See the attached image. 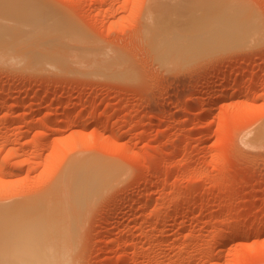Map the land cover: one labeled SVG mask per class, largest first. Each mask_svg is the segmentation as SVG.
I'll return each instance as SVG.
<instances>
[{
  "label": "rangeland",
  "instance_id": "374dc122",
  "mask_svg": "<svg viewBox=\"0 0 264 264\" xmlns=\"http://www.w3.org/2000/svg\"><path fill=\"white\" fill-rule=\"evenodd\" d=\"M189 1L0 0V212L6 209L0 214L7 218V209L21 205L25 214L28 204L35 208L29 215L39 208L30 221L41 220L45 207L60 209L58 199L64 195L66 217L62 211L61 220L60 210H51L52 215L49 210L40 223L52 217L73 228L46 229L44 222L42 229H4L7 220L1 216L0 255L10 259L0 258V264L14 260L7 247L36 246L52 255L66 250L69 264H122L123 254L124 264H264V137L256 139L264 131V0H215L218 7L230 3V11L234 5L236 11L248 9L257 21L246 24L252 30L242 24L240 33L241 23L234 20L239 24L234 31L231 17L221 19V27L207 39L221 35L223 41L229 27L242 35L219 39L226 49L217 47V38L216 45L208 41L210 48L200 44L205 49L195 48L196 38L174 35V28L185 30L183 22L194 10L195 1ZM24 10L37 13L31 17L38 22L30 15L36 22L25 20ZM158 13L166 20L159 21ZM56 17L67 22L66 37L60 35L64 26ZM168 20L178 21L165 24L172 37L162 38L168 36L163 29L156 36V23ZM214 24L210 26L216 28ZM67 27L77 31L72 38L67 39V32L73 33ZM13 30L25 37H14ZM46 37L51 45H62L50 46ZM174 40L176 46L185 43L175 48L177 54L172 52ZM49 47L54 53H47ZM224 75L234 81H222ZM220 90L227 94L216 99ZM82 159L96 161L101 169L99 182L95 178L99 184L91 176L100 196L95 198V187L88 195L96 201L89 196L82 202L87 206L74 200L73 186L64 179L66 170L73 171L74 166L68 168ZM113 166L120 172L114 169L112 175H118L101 193L106 170L110 174ZM61 185L64 194H59ZM21 208L8 221L19 222ZM29 215L20 220L29 221Z\"/></svg>",
  "mask_w": 264,
  "mask_h": 264
},
{
  "label": "bare ground",
  "instance_id": "6f19581e",
  "mask_svg": "<svg viewBox=\"0 0 264 264\" xmlns=\"http://www.w3.org/2000/svg\"><path fill=\"white\" fill-rule=\"evenodd\" d=\"M191 1H192V0H191ZM191 1H189V2H191ZM193 1H195V2H193ZM193 1H192V2L195 3V5H193V6H194V10H195V8L197 7L198 9L200 8V9H199L200 12L198 11L197 8H196V10H195L196 12H195V11L193 10V8H192V10H191V15H190L188 18H185V19H187V21H184V22H183V23L186 24V25L183 26V27H186L185 30H184V31H186V32L182 31V32H184V33H182V32L180 31V28H177V29H178L177 31H175L176 28H174V29L172 30L173 32H175L174 35H177V36H178V35H181V36H180L181 38H182V37H185V38L187 37L188 39H189V38L191 39V37H192L191 40H193V38H196V39H195L196 41L193 40V42L195 43L196 47H195V45H191V46H190V44H191L192 42H189L190 44L188 43V45L186 44L187 47L190 46V47H192V48H193V47L198 48V46H201L202 44H204L205 46H206V44H207V46H208V43H209L208 41H209V40H210V41H213V44L216 45L217 43H215V41L217 40V41L219 42V44L217 45V47L219 48V47L221 46V44H222V43H220V40H219V39H221V41H222V38H220L221 35H219L218 38H217L218 35H215V36H216L215 38H214V36H212L211 39H207V38H208V36H210L209 34H211L210 31H212L213 29H214V30H215V29L217 30V29H218V26H220V25L222 24V21L224 22V20L226 19V17H231V19H232V21H229L230 18H227V19H229V20H226V21H225V24L227 25V27H228L227 21H229L230 24L234 23L235 21H238L239 24L241 23V27H240L239 24H237L238 22H235V24H232V25H233V30H234V31H235V29H236L235 27H237V26H235V25H239V26H238V28H239L238 31H242V32H240V33H243V28H242L243 25H242V24H244L245 26H247L246 24H249V23L251 22V19L254 18L253 14L250 13V12H249V15H247V13H248L247 10H248V9L245 10V8H244V9H242L241 11H240V10L236 11L237 7H234V6H237V5H234V6L232 5L233 7H232L231 11L228 10V6H229L230 3L227 2V3H229V4H225L226 1H224L225 3L222 1L223 3H221V4L225 5V7H227V8H224V6L221 5V4H220V7H218V6H219V3H218V6H216L215 4H217V3H215V2H216L217 0H216V1H215V0H213V1H212V0H193ZM219 2H221V0H220ZM174 3H175V2H174ZM180 3H181V2H180ZM181 4H182V3H181ZM236 4H237V3H236ZM41 5H42V4H40V6H41ZM187 5H189V4H187ZM187 5H186V6H187ZM197 5H199V6H197ZM33 6H34V5H33ZM35 6H36V5H35ZM44 6H45V5H44ZM44 6H43V7H44ZM175 6H176V5H175ZM193 6H192V7H193ZM230 6H231V5H230ZM230 6H229V7H230ZM26 7H27V6H26ZM45 7H46V6H45ZM184 7H185V6H184ZM22 8H23V7H22ZM24 8H25V7H24ZM28 8L31 9V7H27V9H28ZM34 8H35V7H34ZM41 8H42V7H41ZM47 8H48V7H47ZM180 8H181V7H180ZM180 8H179V10H180ZM230 8H231V7H230ZM233 8H236V9H233ZM241 8H242V7H241ZM241 8H240V9H241ZM48 9H49V8H48ZM48 9H47V10H48ZM201 9H202V10H201ZM238 9H239V8H238ZM54 10H56V9H54ZM173 10H174V9H173ZM24 11H25V10H24ZM33 11H34V10H33ZM157 11H158V10H157ZM197 11H198V13H197ZM227 11H228V12H227ZM26 12H27V10L25 11V15H26V16L23 15L24 17H27V15H28V13H26ZM28 12H29V11H28ZM36 12H37V9H36ZM42 12H43V11H42ZM46 12H49V11H46ZM51 12H52L51 15H53V11H51ZM57 12H58V11H57ZM177 12H178V11L176 10L175 13H177ZM185 12H186V11H185ZM188 12H190V11H188ZM31 13H32V12H31ZM39 13H40V12H39ZM58 13H59V12H58ZM58 13H57V16H59ZM186 13H187V12H186ZM32 14H33V15H36V17H37V13L34 14V12H33ZM32 14H31V15H32ZM44 14H45V13H44ZM47 14H48V13H47ZM47 14H46V15H47ZM55 14H56V13H55ZM55 14H54V17H55ZM59 14H60V13H59ZM161 14H163V13H161ZM178 14H179V13H178ZM29 15H30V14H29ZM29 15H28V16H29ZM31 15H30V17H31ZM40 15H41V14H40ZM51 15H50V17H51ZM170 15H171V14H170ZM175 15H176V14H175ZM20 16H22V14H21ZM44 16H45V15H44ZM63 16H66V15L63 14ZM158 16L160 17L159 13H158ZM168 16H169V15H168ZM168 16H167V17H168ZM187 16H188V15H187ZM32 17L35 18V19H37L35 16H32ZM32 17H31V18H32ZM39 17H40V16H39ZM39 17H38V18H39ZM48 17H49V16H48ZM59 17H60V16H59ZM154 17H155V16H154ZM169 17H170V16H169ZM184 17H186V15H184ZM31 18H28V17H27V18H24V19L26 20V19H31ZM56 18H57V17H56ZM56 18H54V19H56ZM160 18H161V19L158 18L159 21H162V20H164V19L166 20V18H164V19H163L162 17H160ZM171 18H174V17H171ZM176 18H177V17H176ZM223 18H224V19H223ZM20 19L23 21L22 17H21ZM39 19H40V18H39ZM43 19H44V17H43ZM49 19H50V18H49ZM52 19H53V18H52ZM58 19H59V18H57V20H58ZM207 19H208V20H207ZM221 19H223V20L221 21ZM255 19H256V18H254V20H255ZM14 20H16V19H14ZM14 20H13V21H14ZM17 20H18V18H17ZM31 20H33V19H31ZM31 20H28V21H26V22H29V21H31ZM41 20H42V19H41ZM45 20H46V19H45ZM50 20H51V19H50ZM59 20H60V19H59ZM59 20H58V21H59ZM62 20H64L63 17H62L61 21H62ZM68 20H69V19H68ZM68 20H67V21H68ZM170 20H171V19H170ZM170 20L167 21L168 24H167V22H164V23H163V22H160L161 24H163V25H160V26H158L160 23H158V24L156 23V26L154 27V30H157V29H158V30H157L158 32L156 33V36L160 35L159 33H163L164 30H165V33H167V34H168V32H172V31H169V29L166 31V29L168 28V26L171 27V25L177 23L178 21H174L175 23H174V22L171 23ZM172 20H173V19H172ZM234 20H235V21H234ZM18 21H19V20H18ZM34 21H35V20H33L32 22H34ZM64 21H65V20H64ZM64 21H62V22H64ZM69 21H70V20H69ZM159 21H157V22H159ZM169 21H170V22H169ZM181 21H182V20H181ZM181 21H180L179 23H182ZM248 21H249V23H248ZM255 21H256V20H255ZM35 22H36V21H35ZM37 22H38V19H37ZM40 22H41V21H40ZM51 22L54 23L53 20H52ZM62 22H61V23H62ZM65 22H66V21H65ZM210 22H211V23H210ZM218 22H220L221 24H219ZM256 22H257V21H256ZM41 23H42V22H41ZM43 23H45V22H43ZM46 23H49V22H46ZM55 23L57 24V21H56ZM58 23L61 25V28H63L62 26H64V25L67 24V22H66L65 24H63V23L61 24L60 21H59ZM179 23H178V25L181 26ZM214 23H217V24H214ZM253 23H254V22H253ZM29 24H30V26H32L31 24H34V23H30V22H29ZM29 24H28V28L30 27ZM39 24H40V23H39ZM59 24H58V26H59ZM151 24H153V23L151 22ZM151 24H150V26H151ZM165 24L168 25V26H166ZM211 24H214V26H215L216 28L211 27V26H210ZM225 24H224L223 26H225ZM230 24H229V25H230ZM15 25H16V24H15ZM26 25H27V24H26ZM40 25H42V24H40ZM40 25H39V26H40ZM50 25H51V24H50ZM50 25H48V26H50ZM53 25H54V27H55V24H53ZM69 25H70V24H68L67 26H69ZM17 26H18V25H17ZM17 26H16V27H17ZM24 26H25V24H24ZM42 26H43V25H42ZM153 26H154V24H153ZM162 26H164V27H163V28H160V27H162ZM165 26H166V27H165ZM175 26H176V24H175ZM179 26H178V27H179ZM230 26H231V25H230ZM245 26H244V27H245ZM7 27H8V25H7ZM19 27H20V26H19ZM19 27H18V28H19ZM32 27H33V26H32ZM36 27H37V26H36ZM36 27H35V29H36ZM69 27L71 28V25H70ZM170 27H169V28H170ZM183 27H182V28H183ZM220 27H221V26H220ZM220 27H219V28H220ZM231 27H232V26H231ZM247 27H248L249 29L251 28V27H249V26H247ZM21 28H22V25H21ZM21 28H20V29H21ZM23 28H24V27H23ZM44 28H47V27H45V25H44ZM50 28H51V27H50ZM50 28H49V30L51 31ZM52 28H53V27H52ZM56 28H57V27H56ZM58 28H60V27H58ZM70 28L67 27L68 30H69ZM73 28H74V27H73ZM73 28H72V29H73ZM165 28H166V29H165ZM223 28H225V27H223ZM229 28H230V27H229ZM229 28H228V30H224V31H226V32H227V31H229V32L227 33L228 35H227L226 37L224 36L225 38L222 36V37L224 38L222 42H225V41H226L228 38H230L231 36L233 37L234 35H237L238 32H234V33H233V30L230 32ZM234 28H235V29H234ZM238 28H237V29H238ZM245 28H246V27H245ZM245 28H244V29H245ZM253 28H254V27H252L251 30H252ZM26 29H27V28H26ZM40 29H42V28H40ZM53 29H54V28H53ZM65 29H66L65 26H64V29H62L61 31L58 29V31L61 32L60 35L62 34V36H63V35L66 34L65 32L62 33L63 30L66 31ZM72 29H70V30H72ZM161 29H163L162 32L160 31ZM170 29H171V28H170ZM237 29H236V30H237ZM27 30H30V29H27ZM27 30H26V31H27ZM31 30H32V29H31ZM31 30H30V32H31ZM46 30H47V29H46ZM56 30H57V29H56ZM56 30H55V32H54V31H52V32L58 34V31H56ZM68 30H67V31H68ZM214 30H213V31H214ZM21 31H22V30H21ZM38 31H39V30H38ZM38 31H36V32H38ZM41 31H42V30H41ZM41 31H40V32H41ZM44 31H45V30H44ZM72 31H73L72 34L70 33L71 31H70V32H67V35L69 34V35L67 36V39H68L69 36H70L69 38H72L73 36L76 35L77 31H76L75 29L72 30ZM213 31H212V34L214 33ZM219 31H220V30H219ZM245 31H247V33H244V35H247V34H249L248 31H250V30H247V29H246V30H244V32H245ZM0 32H1V31H0ZM8 32H9V31H8ZM13 32H14V34H13L14 37H16V36H19V37H20L21 34H20V35H15V31H14V30H13ZM22 32H25V30L22 31ZM30 32H28L27 34H29ZM32 32H33V31H32ZM40 32H39V33H40ZM155 32H156V31H155ZM222 32H223V31H222ZM222 32H221V34H222ZM252 32H253V31H252ZM252 32H250V33H252ZM9 33H10V32H9ZM9 33L6 32V34H9ZM16 33H17V32H16ZM18 33H21V32H18ZM39 33H37V35H38ZM41 33H42V32H41ZM46 33H49V31L46 32ZM54 33H53V34H54ZM74 33H75V35H74ZM223 33H224V32H223ZM230 33H233V34L230 35ZM235 33H236V34H235ZM27 34H26V35H27ZM30 34H31V33H30ZM33 34H34V33H33ZM43 34L45 35V33H43ZM51 34H52V33H51ZM170 34H171V33H170ZM184 34H185V35L187 34L188 36H187V35L185 36ZM206 34H207V35H206ZM212 34H211V35H212ZM238 34H239V33H238ZM3 35H4V33H3ZM13 35H11V36H10V35H7V36H9V37L12 38ZM31 35H32V34H31ZM31 35H27V36L30 37ZM34 35L36 36V34H34ZM72 35H73V36H72ZM183 35H184V36H183ZM204 35H205V36H204ZM213 35H214V34H213ZM225 35H226V33H225ZM229 35H230V36H229ZM254 35H255V34H254ZM7 36H6V38H7ZM23 36L25 37V35H23ZM45 36H46V35H45ZM62 36H60V37H62ZM71 36H72V37H71ZM189 36H190V37H189ZM238 36L241 37L242 35L240 36V34H239V35H237V37H238ZM252 36H253V35H252ZM19 37H18V38H19ZM21 37H22V36H21ZM21 37H20V38H21ZM24 37H22V38H24ZM28 37H27V40H28ZM36 37H37V36H36ZM39 37H41V36H39ZM43 37H44V36H43ZM43 37H42V38H43ZM63 37H64V36H63ZM65 37H66V35H65ZM161 37H162V34H161ZM161 37H160V38L157 37V38H159V40H160V39H162V38H164V37H165V38H167V37H168V38H169V37L171 38L172 36H170V35L168 34V36H164V35H163V37H162V38H161ZM178 37H179V36H178ZM202 37H203V38H202ZM205 37H206V39H205ZM227 37H228V38H227ZM235 37H236V36H235ZM20 38H19V39H20ZM33 38H35V37H33ZM37 38H38V37H37ZM55 38H56V37H55ZM55 38H52V36H51V40H53V39H55ZM187 38H186V39H187ZM209 38H210V37H209ZM213 38H214V39H213ZM216 38H217V39H216ZM226 38H227V39H226ZM253 38H255V37H253ZM253 38H252V39H253ZM9 39H10V38H9ZM12 39H13V38H12ZM31 39H32V38H31ZM45 39H46V40H45ZM47 39H48L49 42H50V38H47V37L44 38L43 41L45 40V41L47 42ZM56 39H57V38H56ZM56 39H55V40H56ZM64 39H65V38L61 39V41H64ZM155 39H156V38H155ZM177 39H178L179 42H178L177 40H176V41H177L179 44H181L182 41L184 42V39H181V40H179V38H177ZM198 39H199V40H198ZM201 39H202V40L205 39V40L202 41ZM215 39H216V40H215ZM256 39H257V38H256ZM24 40H25V39H24ZM24 40H23V41H24ZM156 40H158V39H156ZM166 40H167V39H166ZM191 40H189V41H191ZM214 40H215V41H214ZM224 40H225V41H224ZM254 40H255V39H254ZM30 41H31V40H30ZM33 41H34V40H32V42H33ZM38 41H39V40H38ZM53 41H54V40H53ZM53 41H51V42L53 43ZM57 41H58V40H57ZM168 41L171 43L172 40H171V41L168 40ZM168 41H167V43H168ZM176 41L174 40V43H175ZM197 41H198V43H199L198 45H197ZM204 41H205V42H204ZM36 42H37V40H36ZM46 42L43 44V46H44V45L46 46ZM51 42H50V46H53V45H55V46H60V45H62L61 43H57V42H56V43H57L58 45H56V44H52V45H51ZM201 42H202V43H201ZM20 43H21V41H20ZM37 43H38V42H37ZM37 43H35V44H37ZM39 43H40V42H39ZM42 43H43V42H42ZM172 43H173V42H172ZM172 43H171V44H168L167 46L170 47V46L172 45ZM194 43H193V44H194ZM256 43H257V42H256ZM48 44H49V43H48ZM59 44H60V45H59ZM184 44H185V43H184ZM184 44H182V45H184ZM200 44H201V45H200ZM209 44H212V43H209ZM26 45H27V44H26ZM164 45H166V42H165ZM169 45H170V46H169ZM173 45L176 46V43L173 44ZM182 45H177V46H178V49H182V48L185 47V46H182ZM222 45H223V44H222ZM18 46H19V45H18ZM22 46H24V45H20V48H21ZM27 46H28V45H27ZM34 46H35V45H34ZM40 46H41V44H40ZM55 46H54V48H56ZM175 46H174V48H173V47H171V48H173V50H174V51L172 50V52H175V53H176V52H178V51H177L178 49H177V46H176V47H175ZM180 46H181V47H180ZM205 46H204V47H205ZM211 46H212V45H211ZM224 46H225V49H226V45H223V46H221V47H224ZM11 47H12V46H11ZM11 47H10V48H11ZM25 47H26V46H25ZM25 47H24V49H25ZM29 47H30V46H29ZM29 47H27V49H28ZM32 47H33V45H32ZM32 47H31V48H32ZM63 47H64V46H63ZM168 47H167V48H168ZM179 47H180V48H179ZM202 47H203V46H201V47H199V48H202ZM204 47H203V48H204ZM212 47H213V46H212ZM2 48H3V47H2ZM15 48L19 49L18 47H15ZM34 48H35V47H34ZM34 48H33V49H34ZM44 48H47V47H43V49H44ZM165 48H166V47H165ZM175 48H176L177 50H176ZM208 48H210V45L208 46ZM227 48H228V47H227ZM8 49H9V48H8ZM8 49H7V50H8ZM22 49H23V48H22ZM22 49H21V50H22ZM48 49L50 50V47H49ZM52 49H53V48H52ZM62 49H63V48L61 47V50H62ZM205 49H206V47H205ZM220 49H222V48H220ZM0 50H2V49L0 48ZM38 50H42V46H41V49L39 48V49H37V51H38ZM44 50H45V49H44ZM46 50H47V49H46ZM59 50H60V49H59ZM65 50H66V49H65V47H64V50H63L64 53H65ZM187 50H188V48H187ZM187 50H186V52L188 53ZM191 50H192V49H191ZM223 50H224V48H223ZM16 51H17V50H16ZM19 51H20V49H19ZM25 51H26V53H27L28 50L25 49ZM30 51H31V49L29 50V52H30ZM34 51H35V50H34ZM13 52H14V51H13ZM17 52H18V51H17ZM22 52H24V51H22ZM40 52H41V51H40ZM43 52H44V51H43ZM49 52H51V50L48 51L47 53L49 54ZM60 52H61V51H60ZM179 52H181V51L179 50ZM186 52L183 51V53H186ZM189 52H190V50H189ZM9 53H10V52H9ZM19 53L21 54V52H19ZM30 53H31V52H30ZM38 53H39V51H38ZM51 53H54V52H51ZM175 53H174V54H175ZM24 54H25V53H23L22 55H24ZM27 54H28V53H27ZM27 54H25V58H26ZM61 54H62V53H61ZM61 54H60V55H61ZM70 54H72V53L70 52ZM172 54H173V53H172ZM176 54H177V53H176ZM176 54H175V55H176ZM181 54H182V53H181ZM28 55L30 56V55H33V54H28ZM51 55H53V54H51ZM179 55H180V53H179ZM47 56H48V55H47ZM49 56H50V55H49ZM53 56H54V55H53ZM57 56H58V55H57ZM57 56H56V57H57ZM61 56H63V55H61ZM61 56H60V57H61ZM170 56H171V54H170ZM182 56H183V55H182ZM184 56H185V55H184ZM30 57H31V56H30ZM45 57H46V56H45ZM64 57H65V56H64ZM11 58H13V57H11ZM11 58H10V59H11ZM27 58H28V57H27ZM27 58L25 59V64H26V62L28 63V62L30 61V60H29V61H26V60L29 59V58H28V59H27ZM62 58H63V57H62ZM172 58H174V57H172ZM172 58H170V59H172ZM180 58H181V55H180ZM31 59H32V58H31ZM49 59L51 60V57H49L48 59L46 58V59L42 60V62H43V61H46V60L48 61ZM52 60H53V59H52ZM55 60H56V59L54 58L53 61H55ZM20 61H21V58H20ZM23 61H24V60H23ZM34 61H35V60H34ZM34 61L31 60V62H34ZM61 61H63V60H61ZM61 61H60V60H59V61L57 60V62H61ZM40 62H41V61H39V63H40ZM28 64H29V63H28ZM30 64H31V63H30ZM58 64H59V63H58ZM60 64H62V62H61ZM60 64H59V65H60ZM33 66H35V65L33 64ZM36 66H37V65H36ZM63 67H64V66H63ZM57 69H58V68H57ZM57 69H56V70H57ZM220 79H221L222 81H226V80H227V81H228V80L231 81V80H232L230 77H227V76H225V75L222 76ZM234 79H235V78H234ZM232 81H234V80H232ZM30 89H32V88H30ZM51 90H52V89H50V91H51ZM45 92H47L48 95H49V89H48V91L46 90ZM226 94H227V93H226L225 90H220V91H218V92L216 93L215 98H216V99H218V98L220 99V97H223V96H225ZM194 101H195V100H194ZM190 102H191V101H190ZM39 105H40V104H39ZM40 106H41V105H40ZM211 110H212V109H211ZM209 111H210V110H209ZM262 135H263V136H262ZM259 137H260V139H261V138L263 139V137H264V131H263V130L259 131L258 136L256 137V139H258ZM248 139H249V138H248ZM262 139H261V140H262ZM258 140H259V139H258ZM261 140H260V141H261ZM263 140H264V139H263ZM263 140H262V141H263ZM246 141H247V140H246ZM250 141H252V140H250ZM253 141H255V140L253 139ZM253 141H252V142H253ZM244 142H245V141H244ZM248 142H249V141H248ZM255 142H256V141H255ZM250 144H251V143H250ZM83 160H84V162H82V164H80L81 161L78 160V161H80V162L76 161L78 164L74 163V165L70 166L68 169H71V168L74 166V168H72L73 171L70 172V170H66V171H68V172H67L66 175H64V176H65L64 179H65V180L68 179V181H69V182L71 183V185L73 186V191H74V196H73V197H74V200H75L78 204H83V205L85 204V205H86L87 201H88L92 196L94 197V195L90 196V195H88V194H89V193H92V191L96 192V188H95V187H97V185L95 186V184H96V183L99 184L98 182H99V180H100V179L98 180V179L96 178V176L98 177L97 173H98V171L101 170V169H100V166H99L98 164H97V165L95 164L96 161H94V162L92 163V162H91L92 160L86 159V161H85V159H82V161H83ZM87 160H89V163H88ZM90 162H91V163H90ZM98 162H99V161H98ZM85 163H86V164H89V165H88L87 167H86V166H83V165H86ZM100 163H101V162H100ZM79 164H80V165H79ZM90 164H91V168H90ZM94 164H95V169L93 168V170H90V169H92V167L94 166ZM103 164H105V163H103ZM92 165H93V166H92ZM100 165H101V164H100ZM75 166H76V167H75ZM77 166H78V167H77ZM98 166H99V167H98ZM104 166L106 167L107 164H105ZM104 166H103V167H104ZM103 167H102V169L104 170L103 172H105V169H104L105 167H104V168H103ZM108 167L110 168V167H112V166H109V165H108ZM115 168H116L115 166H113V168H111V169H113V171H112L113 173H112V172L110 173L111 175H110L109 172H107V170H106V175H107V173H108V175L110 176V179H109V176H108V179H107V177H106V175H105V177H106V179H107L108 181H107V184H106V182H105V184H106V185H105L106 188H105V187H102V188H105V190L102 189V190H101V193H102V191H103V192L106 191V189L108 188L109 183L111 182L110 180H112V178H114L115 175H116V176L118 175V174H117V171H116V174H115L114 176L112 175V174H114V172H115V171H114ZM98 169H99V170H98ZM106 169H108V168H106ZM115 170H118V171H119V169H117V168H116ZM109 171H110V170H109ZM103 172L101 171L100 173H103ZM119 172H120V171H119ZM64 174H65V173H64ZM91 174H92V175H91ZM103 174H105V173H103ZM64 176H63V177H64ZM91 176L93 177L92 179L94 180L93 183H95V181H96L95 184H93V183L91 182V180H92V179H91ZM111 176H113V177H111ZM63 177H62V178H63ZM101 177H102V176H101ZM62 178H61V179H62ZM95 178L98 180V182H97V180H96ZM99 178H100V177H99ZM103 178H104V177H103ZM64 179H62V181H63ZM69 179H70V180H69ZM104 179H105V178H104ZM106 179H105V181H106ZM93 180H92V181H93ZM60 181H61V180H60ZM62 181H61V183H62ZM68 181L66 180L65 182H68ZM63 182H64V181H63ZM101 182H102V181H101ZM108 182H109V183H108ZM62 184L64 185V183H62ZM68 184H69V183H68ZM102 184H104V182H103ZM57 185H58V184H57ZM57 185H56V186H57ZM149 185H150V184H149ZM67 186H68V185H67ZM69 186H70V185H69ZM98 186H99V185H98ZM101 186H102V185H100V188H101ZM61 187H62V185L60 186V188H61ZM64 187H65V185H64ZM58 188H59V187H58ZM97 188H98V187H97ZM64 189H65V188H64ZM71 189H72V187H71ZM69 190H70V189H69ZM73 191L70 190L69 192H73ZM97 191H98V192H96V194H95V198H97V197H96L97 194H99V196H100V193H99V192H100V189L98 188ZM57 194H58V193H57ZM59 194H64V193H62V188H61V192H60ZM71 195H72V194H71ZM47 196H48V195H47ZM89 196H90V198H89ZM48 197H49V196H48ZM63 197H64V195H63V196L61 195V198H63ZM70 197H71V196H70ZM56 198L58 199L59 197H56ZM61 198L58 199V200H60V202H58V203H60V205H59V206H58V204H55V205H57L58 208H60V209H58V210H60V214H61V212L63 211V214H65V217H66V214H67V213H66V212L64 213V211H65L64 208H65V207H61V206H62L61 204H63V201H61ZM65 198H66V196H65ZM88 198H89V199H88ZM71 199H72V198H71ZM93 199H94V198H93ZM47 200H48V198H47ZM47 200H45V201H47ZM50 200H52V199H50ZM58 200H57V201H58ZM62 200H63V199H62ZM69 200H70V199H69ZM69 200H68V201H69ZM48 201H49V200H48ZM64 201H65V200H64ZM84 201H85L86 203H82V202H84ZM92 201L95 202L96 200L94 201V200H92V198H91V202H92ZM50 202H51L50 205L54 204L52 201H50ZM61 202H62V203H61ZM91 202H88V206L94 204V203L90 204ZM55 203H57V202H55ZM74 203H75V202H74ZM72 204H73V203H72ZM41 205H42V204H41ZM47 205H48V204H47ZM63 205L65 206V204H63ZM75 205H76V204H75ZM27 206H28V204H27ZM27 206L25 207V205H24L25 214H24V212H23V208H21V207H23V205H21V207L19 206V208H21L20 211L22 210V213L20 212L21 214H19L20 217H23L22 215H24V217H25V216H28V215L30 214V212L33 211V210L35 209V208H34V209H33V208H29V209H33V210H29V209L27 208ZM32 206H34V205H32ZM81 206H82V205H81ZM86 206H87V205H86ZM29 207H30V206H29ZM34 207H35V206H34ZM38 207H39V206H38ZM40 207L42 208L43 206H40ZM47 207L51 208L52 211H56V210H57L56 207L53 206V205H52V206H47ZM54 207H55V210H54ZM74 207H75L74 210H76V206H74ZM79 207H80V205H79ZM83 207L86 208V209L88 208V207H85V206H83ZM83 207H81V208L83 209ZM19 208H18V207H17V208H14L16 211H14L13 208H11L13 211H10V210L7 209V213H6V216L8 215L7 218H8V219H12V220H14L15 217H16V215L19 213V212H18ZM41 208H40V209H41ZM52 208H53V209H52ZM17 209H18V210H17ZM44 209H47V211L43 210V212L45 211L44 213L47 212V214H49V210H50V209H48V208H46V207H45ZM61 209H62V210H61ZM78 209H79V208H78ZM4 210L6 211V209H4ZM4 210L2 209L3 212H4ZM26 210H27V212H26ZM36 210H39V208H37ZM36 210H35L34 212H32L33 215H35ZM41 210H42V209H41ZM41 210H40V211H41ZM51 210H50V213H51ZM58 210H57V212H58ZM69 210H70V209H69ZM69 210H68V211H69ZM179 210H180V209H179ZM8 211H10V212H8ZM40 211H39V212L37 211L39 215H41V214H40ZM82 211L85 212V213H83V215L86 214V212H87V210L85 211L84 209H83ZM88 211H89V210H88ZM181 211H182V210H181ZM3 212H0V213L3 214ZM28 212H29V213H28ZM57 212H56V214H57ZM4 213H5V212H4ZM15 213H17V214L15 215ZM41 213H42V212H41ZM44 213H42V214H44ZM54 213H55V212H54ZM73 213H74V211H72V214H73ZM1 214H0V218H1V216H3V215H1ZM27 214H28V215H27ZM47 214H46V215H47ZM52 214H53V213H51V215H52ZM60 214H57V215L59 216ZM4 215H5V214H4ZM33 215H29V217H27V219H29V221H28V220H24L25 218H22L23 220H20V217H19V222H17V223H15V222L11 223L12 220H9V221H8V219H7L6 217L3 216L2 218H5V219L7 220V222H4L5 225L3 224V225H4L3 227H4V229H42L41 227H43V226H40V224H44V225H45L44 222H46V227H47V228L44 226L46 229H51V226H53V225H54L53 227L56 226L55 229H56L57 227H60V228H62V229H73L71 226H69L68 224H66V222H65V225H62V226H61L60 224H61L62 222L59 223V224L57 223L58 221H60V219L57 220V218H56V220H57V221H56V220L52 219V217H50V218L48 217L49 220L46 218V219H47L46 221H43V223H40L42 220H45L44 217H46V215H44L43 218H42L41 220H38V219H37L38 222H37V221H30V220H33V218L30 217V216H33ZM49 215H50V214H49ZM54 215H55V214H54ZM54 215H53V216H54ZM57 215H56V216H57ZM9 216H10V217H9ZM37 216H38V215H36V217H37ZM76 216H77V215H76ZM61 217H62V214L60 215V218H61ZM53 218H54V217H53ZM58 218H59V217H58ZM77 218H78V217H77ZM81 218L83 219V216H82ZM5 219H4V220H5ZM34 219H35V218H34ZM50 219H51V221H50ZM62 219H63V217L61 218V220H62ZM82 219H81V220H82ZM52 220H53V221H52ZM64 220H66V219H64ZM68 220H69V219H68ZM68 220H67V222H68ZM75 220H76V219H75ZM47 221H50V223L47 224ZM76 221H77V220H76ZM33 222H35V223H33ZM36 222H37V223H36ZM51 222H52L53 224H52ZM54 222H55V223H54ZM63 223H64V222H63ZM74 223L76 224L77 222H74ZM50 224H51V225H50ZM57 224H58L59 226H58ZM49 225H50V226H49ZM48 226H49V227H48ZM0 227H1V226H0ZM3 227H1V228H3ZM53 227H52V229H53ZM74 227H75V226H74ZM60 228H57V229H60ZM43 229H44V228H43ZM75 229H79V228H78V227H75ZM235 232H236V230H235ZM235 232H234V234L236 235V233H238V232H236V233H235ZM240 233H241V231L239 232V234H240ZM244 233H245V232H244ZM227 237H229V236H227ZM223 239H224V238H223ZM227 239H228V238H227ZM225 240H226V239H225ZM111 241H112V240H111ZM112 243H113V241H112ZM39 246H41V245H39ZM5 248H6V246H5ZM5 248H3V250H5ZM6 249H8V252H9V253L7 252V254H8L7 256H10V257H12V258L14 257V258H13L14 260L12 259L13 261H10L11 264H67V263L69 264V263H70V262H67V261H66V256H65V255H66V253H65L66 250H63L62 252L59 251V254L56 253V254H58V255H57L58 257H59V255H60L61 257H64V259L61 258V257H59V258H60V259H59L60 263H59V262L57 261L56 254H55V255H52V253H51V254H49V253L47 254L48 251L46 252V250L44 251L43 249L38 248L37 246H36V247H15V248H14V247H11L10 249H9V247H7ZM63 249H65V248H63ZM1 250H2V248H1ZM42 251H43V252H42ZM64 251H65V252H64ZM0 253H3V252L0 251ZM64 253H65V254H64ZM124 253H125V252H124ZM3 254H4V253H3ZM3 254H1L2 256L0 255V258H3L4 260H6L7 258H9V257H6V258L3 257ZM5 254H6V252H5ZM48 255H49V257H48ZM67 256H68V254H67ZM46 257H47L48 259L45 261L44 259H46ZM9 259H10V258H9ZM35 259H36V260H35ZM1 260H2V259H1ZM7 260H8V259H7ZM7 260H6V261H7ZM30 260H31L32 262H31ZM34 260H35V261H34ZM63 260H64V262H63ZM118 260H119V259H118ZM126 260H127V259H126L125 255L123 254L122 257H121V259H120L119 261H120V263L122 262V264H124L123 262H125ZM8 261H9V260H8ZM65 261H66V262H65ZM3 262H5V261H3ZM118 263H119V262H118ZM1 264H2V261H1ZM5 264H7V263H5ZM8 264H10V263L8 262Z\"/></svg>",
  "mask_w": 264,
  "mask_h": 264
}]
</instances>
